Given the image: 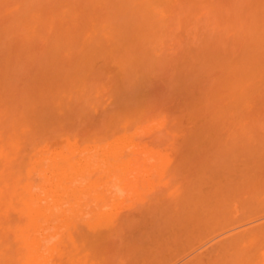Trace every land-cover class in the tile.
<instances>
[{"label": "bare ground", "instance_id": "6f19581e", "mask_svg": "<svg viewBox=\"0 0 264 264\" xmlns=\"http://www.w3.org/2000/svg\"><path fill=\"white\" fill-rule=\"evenodd\" d=\"M107 60L124 86L211 84L175 114L120 78L106 134L80 138L67 121L102 113L78 73ZM0 264H264V0H0Z\"/></svg>", "mask_w": 264, "mask_h": 264}, {"label": "rangeland", "instance_id": "374dc122", "mask_svg": "<svg viewBox=\"0 0 264 264\" xmlns=\"http://www.w3.org/2000/svg\"><path fill=\"white\" fill-rule=\"evenodd\" d=\"M107 62H108V63H107ZM98 64L101 65V66L96 65L94 69H90L89 71H85V70L82 69V72H81V73H78V75H80V76H79V77H80V81H79V82L82 81L81 84H80V83H78V84H80L81 88H82V87L84 88V89H83L84 92H83L82 95H79L80 93H79L78 95L76 94V98L74 99V101L77 102V103H79V104L82 102V103H83V106H84V104L87 105L86 102H88V101H89V102L91 101L90 103H92V102L94 101L95 98H97V100H98V101H96V103L94 102V105H95V106H93V108H92V106H90L89 108H87V107L85 106V107L88 109V113H89V111H91L92 109H94V107H96V110L98 111V110H99L98 108L101 109V108L105 107L106 105H109V104L113 101V103L111 104V105H112L111 107H110V105H109V106H106V109L108 108V112L111 114V113L113 112V110L115 109V104H116V102L118 101L117 104H119L120 102L124 101V100H123L124 98L126 99V97H124L123 94L120 95V92L118 93V96L120 95L119 97H118V96H117V97L114 96V95H116L117 92H118L117 89H115V90H117V91H112L113 88L117 86V84H120V83H121L120 85H121V87L123 86V88H122V90H121V89H119V90H121L122 92H123V89H124L125 91H126L127 89H128L129 91H130V90H133V92H134V93L136 92V94H138V93L140 92V93H139L140 96L143 95V94L141 95V91H142V93H143V92H144V93L147 92V95H148V92H149V95H148V96H147V95H145V96L143 95V97H146V98L150 96V97H149V100H147V102H149V101L152 102L153 99H155V101H156V99L160 98V99H159V102H157V103H161V102L163 101L164 98H168V100H169V97H170L169 95H171V97H170L171 100L169 101V103L172 105L171 109L174 110V111H175V114H176V111H177V109H176V108H177L176 105H177V103H178L179 105H180V103H182V104H185V102L188 103V102H190V98H188L189 100H187V101H188V102H187V101H186L187 98H184V97H183V96L187 93V92L185 93V91H184V95H183V94H182V95H178L179 97H181V99H177L178 96H176L175 94H178V91H179V93H181V92L183 93L182 90H185L186 88H189V89H190V86L193 85L194 82H196V83H200V82L205 78V77H204V78H203V77H199L200 79H198V78H197V75H198L197 72H196V74L194 75V77H192V78H191L190 75H189V77H190L189 80H188V78H187L188 82H190L191 80H193V78H194V80H195V78H197V79H196L195 81H194V80L191 81V82H190V86L187 87V85H189V83L186 84L187 81L185 80L186 78H185L184 75L187 74V73H189V69L186 68V69H188L187 73H185V72H186L185 69H184L185 72L182 70V75H183V73H185V74L183 75V77L185 78V79L183 78V79L185 80V82H183V83H185L186 85H184L183 83H179L178 86L176 85V86H177L176 88H175V86L173 85L174 88H175L174 90H175V91L177 90V93H176L175 91H174V92H170V90H173V86L170 84L169 86L167 85V88H166V87H165V84H166V83L169 84V82L171 81V82H173V83L178 84L177 82H175V80H177L178 82H179V81H180V82L182 81V80H180V78H179V80H178L177 77H174V75L171 74L172 72H173V73H176V71H177L178 69L174 71V70H172V69H174V68H171V69H170L169 66H168L169 70H166V69L164 70V69H161V67H164V66H160V67H158L159 69L156 67L157 70H155L156 68H153V67H152V70L150 69L151 71L148 70V68H147V70L149 71V73H150L151 75L148 73V71H147L146 69H145L146 71H145V70H142V72H144V71H145V73L147 72L146 75H148V77H147L144 73H143V75H145V76L143 77V75H142L143 78L140 77V76L137 75V74H134V75H133V76H134V79L138 76L136 79L140 78V80L142 79L143 81H142V82H141V81L139 82V83H141V84H137V83H134V82H133V83L135 84L136 87H135V86H131V85H129V86H131V87H130L131 89H130L127 85H128L132 80H134V79L131 80V78H132L131 75H130L131 77H130V79H128V81H124V82H126V86H124V85H123V82H122V81H123L122 77H120V78L122 79L121 82H120V80H119L120 78H119V79L117 78V76H118V72H123V73H124V71H116V70H117V69H116V66H114V65H112V64L110 65L108 60H107V61H104V62H100V63H98ZM107 65H108V66H107ZM112 66H114V68H112ZM109 67H110V68H109ZM154 67H155V66H154ZM165 67H167V66H165ZM165 67H164V68H165ZM170 67H171V66H170ZM92 68H93V67H92ZM149 68H151V67H149ZM111 69H112V71H111ZM118 69H119V68H118ZM93 70H94V72H93ZM96 70H98V71H96ZM120 70H121V69H120ZM80 71H81V70H80ZM114 71H115V72H114ZM192 71H193V70H192ZM92 72H93V73H92ZM180 72H181V70H180ZM190 72H191V71H190ZM89 73H92L93 75H90V77H89V76L87 77L86 75H88ZM94 73H95V74H94ZM109 73H110V74H109ZM116 73H117V74H116ZM134 73H136V72H134ZM194 73H195V71H194ZM176 74H177V73H176ZM190 74H191V73H190ZM121 75L123 76L122 73H121ZM121 75H119V76H121ZM149 75H150V76H149ZM180 75H181V74H180ZM171 76H172V77H171ZM178 76H179V75H178ZM187 76H188V75H187ZM187 76H186V77H187ZM191 76H192V75H191ZM166 77L168 78L169 81L167 80ZM124 78H125V77H124ZM163 78H164V80H162ZM173 78H174V79H173ZM181 78H182V77H181ZM201 78H203V79H201ZM210 78H212V77H210ZM144 79H145V80H144ZM165 79L167 80V82H165ZM170 79H171V80H170ZM172 79H173L174 81H172ZM206 79H208V77H206ZM83 80H84L85 83H87V86L89 87V89H88L87 91H89V90L92 88V89H91L92 92L90 91V94H93V93H94L93 96L95 95V98L92 97V95L90 96V95H88L87 93L85 94V90H86L87 87L85 88V87L83 86V85H85V84H83ZM116 80H117V81H116ZM126 80H127V79H126ZM161 80H162L163 82H162ZM197 80H199V82H197ZM106 81H107V84H106ZM109 81H110V82H109ZM134 81L137 82V80H134ZM138 81H139V80H138ZM111 82H112V83H111ZM119 82H120V83H119ZM143 82H144V83H143ZM146 82H148V86L151 87L153 90H152V89H149V90H148L149 87L146 85V84H147ZM171 82H170V83H171ZM203 82H204L203 84L200 83V84L203 85V87L205 86L204 84H206V82H210L208 86H210V84H211V80H210V81H203ZM91 83H93V84H91ZM142 83H143V84H142ZM163 83H164V84H163ZM90 84H91V87L89 86ZM103 84H104V85H103ZM124 84H125V83H124ZM155 84H156V86H157V87H156L157 89L155 88V90H154V86H155ZM157 84H158V85H157ZM161 84H162V86H164V87H162ZM200 84H199V85H200ZM99 85H100V86H99ZM115 85H116V86H115ZM120 85H119V86H120ZM137 85H139V86H137ZM142 85H143V87H147V89H145L146 91H145L143 88H142V90H141V87H140V86H142ZM144 85H145V86H144ZM153 85H154V86H153ZM182 85H183L184 87H182ZM80 86H79L78 88H80ZM85 86H86V85H85ZM102 86H103V87H102ZM185 86H186V87H185ZM206 86H207V84H206ZM208 86H207V87H208ZM110 87H111V88H110ZM134 87H135V88H134ZM168 87H169V88L171 87V89H169ZM179 87H180V89H182V88H183V89H182V90H178ZM196 87H197V85H196ZM203 87H202V89L205 90V88H203ZM68 88H69V87H68ZM81 88H80V90H79L80 92H82ZM159 88H163V89H161V92H160V89H159ZM165 88L168 89L167 92H170V93H165V92H164V91H166ZM184 88H185V89H184ZM191 88H192V87H191ZM194 88H195V86H194ZM93 89H94V90H93ZM158 89H159V92H160L159 94H161V93L164 92L166 96L164 95V93H163V96H164V97H162L161 95H159V96H160V97H159L157 94L155 95L156 92L158 93ZM97 90H98V91H97ZM108 90H109V92H108ZM139 90H141V91H139ZM143 90H144V91H143ZM186 90H187V89H186ZM193 90H194V89H193ZM68 91H69V90H68ZM95 91L99 94V97H96L97 94H96ZM111 91H112L113 93H112ZM138 91H139V92H138ZM150 91H151V92H150ZM152 91H153V94H150V93H152ZM154 91H155V92H154ZM180 91H181V92H180ZM187 91H188V90H187ZM205 91H206V90H205ZM105 92H108V93L105 94ZM133 92H131V93H133ZM88 93H89V92H88ZM102 93H103V94H102ZM134 93H133V94H134ZM192 93H193V92H192ZM108 94H109V95H108ZM136 94H135V96H136ZM168 94H169V95H168ZM187 94H188V93H187ZM194 94H197V96H198V92H195ZM152 95H153V96H156V97H155V98H154V97L152 98ZM188 95H191V94L189 93ZM122 96H123V97H122ZM135 96H133V98H134L133 100H135V104H136V102H138L139 100L137 99L138 96H136V97H135ZM157 96H158V97H157ZM91 97H92V98H91ZM106 97H107V98H106ZM185 97H187V96L185 95ZM189 97H190V96H189ZM195 97H196V96H195ZM87 98H89V99H91V100H87ZM109 98H110V100H111L112 98H113V99L116 98V99H115V101H114L113 99H112V101L109 100L110 102L107 104V101H108V100H107V101H105V100H106V99H109ZM150 98H151V99H150ZM162 98H163V99H162ZM85 99H86V101H85ZM92 99H93V101H92ZM118 99H119V100H118ZM139 99H140V97H139ZM147 99H148V98H147ZM161 99H162V101L160 102ZM183 99H185V102L183 101ZM192 99H193V97H192ZM77 100H78L79 102H78ZM80 100H81V101H80ZM82 100H83V101H82ZM95 100H96V99H95ZM100 100H101V101H100ZM103 100L106 102V103H105L106 105L104 104V101H103ZM121 100H122V101H121ZM136 100H138V101H136ZM143 100H144V101H143ZM178 100H179V101H178ZM119 101H120V102H119ZM157 101H158V100H157ZM175 101H176V102L178 101V102L176 103ZM181 101H182V102H181ZM192 101H193V100H192ZM192 101H191V102H192ZM100 102H101V105H100ZM132 102H133V101H132ZM139 102H140V103H139ZM139 102H138V104H141V103L144 104V103H146V99L141 98V100H140ZM164 102H165V101H164ZM164 102H163V103H164ZM173 102H174V104L176 103L174 108H173ZM82 103H81V104H82ZM102 103H103V104H102ZM122 103H123V102H122ZM154 103H156V102H154ZM166 103H168V102H166ZM166 103H165V104H166ZM169 103L166 104V105L163 104V105H164V107H163V108H164V111H167V110H168V111H169V112H167L168 114L170 113V110H171V109H168V108H170V106H169L170 104H169ZM81 104H80V105H81ZM117 104H116V105H117ZM90 105H91V104H90ZM160 105H161V104H160ZM167 105H168V107H167ZM155 106L160 107L158 104H157V105L155 104ZM177 106H178V105H177ZM157 107H156V108H157ZM161 107H162V106H161ZM91 108H92V109H91ZM156 108H155V111H156ZM163 108H161V110H162ZM165 108H166V109H165ZM106 109H105V108L103 109L105 113L103 112V110H101V112L98 111V112H100V113H102V114L104 113L103 115L101 114V118H99L100 116L98 115V118H97V119H94V118H95L94 116H96V115H92V116L90 115V116H89L90 113L87 114L88 116H87V117H86V116L84 117V118H86V121L84 122V121L82 120L83 123H82L81 120H80V119H83V117L80 118L79 116H78V117L74 116V117H73L74 119L72 118V121L69 119V120L67 121V122H68L67 127L69 128V129H68L69 132H70V133H72V132H73V133H79V135H81L80 138H84V139H85L86 137H89V138L91 137V138H96V139L101 138V136L104 137V135H105L106 132H107L106 130H107V128H108V127H105V126H106V122H105V117H106V116H105V115H109L108 112H107V114H106V111H107ZM94 110H95V109H94ZM109 110H110V111H109ZM172 110H171V112H172ZM92 111H93V110H92ZM111 111H112V112H111ZM158 111H160V109H158ZM164 111H163V113L166 114V116H167V113L164 112ZM174 111H173V112H174ZM161 112H162V111H161ZM173 112H172V113H173ZM92 113H94V112H92ZM156 113H157V111H156ZM156 113H153V114L155 115ZM163 113H160V112H159V113L156 114V115L158 116L159 114L161 115V114H163ZM151 114H152V113H151ZM164 114H163V116H165ZM170 114H171V113H170ZM166 116H165V117H166ZM170 116H172V115H170ZM154 117H155V119L157 120V117H156V116H154ZM161 117H162V116H161ZM161 117H160V118H161ZM91 118H93V120H94L93 122H92V119H91ZM149 118H150V117H149ZM149 118H148V119H149ZM75 119H76V120H75ZM148 119H147V120H148ZM152 119H153V117H152L151 119H149L150 121H148V122H151V127L154 126V125H152V122H154V124L157 123V122H155L156 120L154 121V119H153V121H151ZM158 119H159V117H158ZM205 119H206V118H205ZM79 120H80V121H79ZM84 120H85V119H84ZM74 121H75V122H74ZM97 121H98V122H97ZM102 121H104V122H102ZM203 121H204V120H202L201 123H202ZM206 121L208 122V118H207ZM69 122H70V123H69ZM91 122H92V124H91ZM210 122H211V121L208 122L209 124L206 123V125H205V126H208V127H209V126L214 127V128L211 127L212 129H210V130L215 129V128H216L215 126H218V125H219V124L217 125V123H216V124H212V123H210ZM85 123H86V124H85ZM94 123H97V124H96V127H95ZM201 123H200V126L202 125ZM203 123L205 124V121H204ZM88 124H89V126L92 127L94 130L97 129L96 131L92 130V131L95 132V133H91V134H90V132L88 131V129L90 130ZM146 124L149 125V123H145L144 125H146ZM211 124H212V125H211ZM102 125H103V126H102ZM213 125H214V126H213ZM70 126H71V127H70ZM86 126H87V127H86ZM107 126H108V125H107ZM203 126H204V125H203ZM99 127H101V128H99ZM148 127H149V126H148ZM155 127H156V126H155ZM208 127H207V128H208ZM80 128H81V129H80ZM92 128H91V129H92ZM152 128H153V127H152ZM156 128H157V127H156ZM209 128H210V127H209ZM218 128H221V126L219 125ZM68 130H67V131H68ZM148 130H149V129H148ZM207 130H208V129H207ZM215 130H217V129H215ZM215 130H213L214 133H215V135H219V136H220L221 133L219 134V132H221V130L218 129V130H220V131H218V130H217L218 132L216 131L218 134L215 132ZM77 131H78V132H77ZM92 131H91V132H92ZM105 131H106V132H105ZM213 131H212V133H213ZM148 132H149V131H148ZM148 132H146V133H147L146 136L143 134V135H142V138H140L141 136L139 137L140 142H141V141H143V142H147V140L150 141V142H152V141L154 140L155 142H158V141H159L158 144H161V146H162V145H163L162 142L164 143V142L166 141L165 139H164V141H161L160 139H162V138H156V137H154V136H155L154 134H156V133H157L156 136H157V135H160V134H158V131H154L153 129H152V131H151V129H150V132H149V133H148ZM151 132H154V134L152 135ZM155 132H156V133H155ZM83 133H84V134H83ZM97 133H98V134H97ZM144 133H145V132H144ZM146 133H145V134H146ZM150 133H151V134H150ZM96 134H97V135H96ZM148 134H150V135H149L150 137L148 136ZM210 134H211V133H210ZM94 135H95V136H94ZM213 135H214V134H212V137H213ZM221 135H222V134H221ZM151 136H152V139H151ZM219 136H218V137H219ZM97 137H98V138H97ZM144 137H146V138H144ZM212 137H211V135H210V137H209V136H208V138L206 137V140L209 139V141H210V140L213 141V140H215V139H218V140H216V141L221 142L220 139H223V138H221V137L217 138L216 136H214L213 138H215V139H213ZM149 138H150L151 140H150ZM153 138H154V139H153ZM164 138H165V137H164ZM166 138H167V137H166ZM195 138H196V137H195ZM195 138H192V139H193L192 141H195V140H194ZM202 138H203V139H201V138H199V139L204 141V142L202 141V143H205L206 140H204V137H202ZM211 138H212V139H211ZM136 139H137V138H136ZM155 139H156L157 141H156ZM197 139H198V138H197ZM199 139H198V141L201 142ZM137 140H138V139H137ZM137 140H136V141H137ZM162 140H163V139H162ZM154 141H153V143H155ZM168 141H169V139H168ZM168 141H166V142H168ZM192 141H191V142H192ZM209 141H207V142H209ZM216 141H214V142H215L216 145H218L219 142H218V144H217ZM138 142H139V141H138ZM166 142L164 143L165 145H166ZM199 142H197V143L193 142V144H191V146L194 145V144H198V146H199V144H200V147H202V144L199 143ZM214 142H213V143H214ZM141 143H142V142H141ZM221 143H222V142H221ZM205 144L207 145V143H205ZM156 145H157V143H156ZM165 145H163L162 147H164ZM206 145H205V146H206ZM210 145H211V143H210ZM210 145L207 146V148L210 147ZM213 145H214V144H213ZM191 146H190V147H191ZM195 146H196V145H195ZM195 146H194V147H195ZM205 146H204V148H206ZM159 147H160V146H159ZM162 147H161V149H162ZM194 147H191V148H194ZM200 147H199V148H200ZM212 147L214 148V146H212ZM221 147H222V145L219 144V145H218L216 148H214L213 150H212V148H211L212 151L208 148V150L211 151V152H209V151L206 152V150L203 149V148H202V150L199 149L198 147H196V148L199 149V152H200V153L203 152L202 154H203V156H205V157L207 156L206 158H209L208 156H210V155H211V156L213 155V156L215 157L217 154H219L218 157H217L218 160H219V159H221V158H220V157H221V155H220V153H221V149H220V148H221ZM196 148H195V149H196ZM163 149H164V148H163ZM216 149H217V150H216ZM200 150H201V151H200ZM203 150H205V152H204ZM214 150H216V151H214ZM218 150L220 151L219 153H217ZM213 151L215 152V154H213V153H214ZM193 152H194V151H193ZM195 152H196V154H195ZM195 152L193 153V155H192V153H191V155H192L193 157H195L196 160H197V158H200V157H201V158H200V160L198 159L197 161H195V160H194V161H195L196 163H197L198 161H201V162L204 161L203 156H202V155L200 156L199 153H198V155H197V151H195ZM186 153H187V152H185V154H186ZM188 153H190V152H188ZM178 154H180V153H177V155H178ZM183 154H184V153H182V155L180 154L181 156H179V157H184V158H185V156H183ZM185 154H184V155H185ZM177 155H176V156H177ZM176 156H175V157H176ZM186 156L188 157V155H186ZM211 156H210V161L212 160V162H213L214 157L212 158ZM173 157H174V156H173ZM177 157H178V156H177ZM193 157H192V159H193ZM184 158H183V159H184ZM215 158H216V157H215ZM175 159H177V158H175ZM178 159H179V158H178ZM187 159L189 160V162L192 161V160L189 159V158H187ZM201 159H203V160H201ZM185 160H186V158H185ZM188 160H187V161H188ZM207 160H209V159H207ZM207 160L205 159V161H207ZM216 160H217V159H216ZM194 161H193L192 163H194ZM220 161H221V160H220ZM215 162H217V161H215ZM199 163H200V162H199ZM218 163H219V162H218ZM179 174H181V172H179ZM179 174H178V177L180 176ZM182 174H183V173H182ZM178 177H176V178H178ZM180 177H181V176H180ZM180 177L178 178V179H179V182L183 180L182 177H181V178H180ZM178 179H177V180H178ZM176 182H177V181H176ZM100 189H101V190H100ZM159 189H160V187H156V188H155V190H159ZM98 190L101 191V192L98 191L99 193H101V194L105 193V194H106V192H107V187H106V189H105V187H103V188L100 187ZM105 191H106V192H105ZM101 194H100V195H101Z\"/></svg>", "mask_w": 264, "mask_h": 264}]
</instances>
